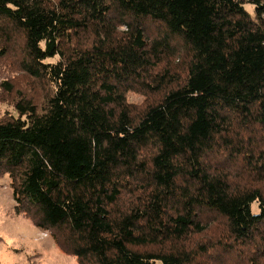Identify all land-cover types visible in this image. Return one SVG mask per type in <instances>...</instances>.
Here are the masks:
<instances>
[{
	"label": "trees",
	"instance_id": "obj_1",
	"mask_svg": "<svg viewBox=\"0 0 264 264\" xmlns=\"http://www.w3.org/2000/svg\"><path fill=\"white\" fill-rule=\"evenodd\" d=\"M15 49L17 214L78 264H264V0H0Z\"/></svg>",
	"mask_w": 264,
	"mask_h": 264
},
{
	"label": "rangeland",
	"instance_id": "obj_2",
	"mask_svg": "<svg viewBox=\"0 0 264 264\" xmlns=\"http://www.w3.org/2000/svg\"><path fill=\"white\" fill-rule=\"evenodd\" d=\"M246 9L253 14V6L246 5ZM15 52L0 58V117L15 113V98L6 92L3 82L30 91V80L20 70L16 49ZM130 99L136 103L143 102L140 96L133 95ZM253 212H258L256 204ZM0 264H78L74 256L60 250L49 232L39 230L26 216L16 213L8 176L0 177Z\"/></svg>",
	"mask_w": 264,
	"mask_h": 264
}]
</instances>
